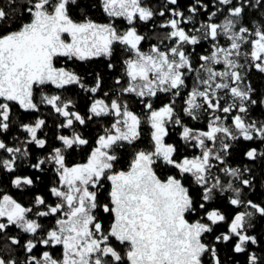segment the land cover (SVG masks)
Segmentation results:
<instances>
[{"label":"snow or ice","instance_id":"1","mask_svg":"<svg viewBox=\"0 0 264 264\" xmlns=\"http://www.w3.org/2000/svg\"><path fill=\"white\" fill-rule=\"evenodd\" d=\"M0 264H264V0H0Z\"/></svg>","mask_w":264,"mask_h":264},{"label":"trees","instance_id":"2","mask_svg":"<svg viewBox=\"0 0 264 264\" xmlns=\"http://www.w3.org/2000/svg\"><path fill=\"white\" fill-rule=\"evenodd\" d=\"M255 79H256L257 83L259 84L261 81V78L259 76H256Z\"/></svg>","mask_w":264,"mask_h":264},{"label":"flooded vegetation","instance_id":"3","mask_svg":"<svg viewBox=\"0 0 264 264\" xmlns=\"http://www.w3.org/2000/svg\"><path fill=\"white\" fill-rule=\"evenodd\" d=\"M85 67H87V65H85ZM93 67H94V65H93Z\"/></svg>","mask_w":264,"mask_h":264}]
</instances>
